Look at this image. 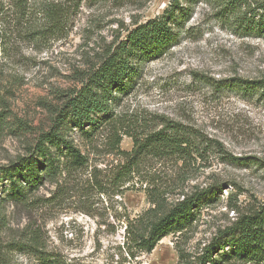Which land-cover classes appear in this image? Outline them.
I'll use <instances>...</instances> for the list:
<instances>
[{"label":"rangeland","instance_id":"1","mask_svg":"<svg viewBox=\"0 0 264 264\" xmlns=\"http://www.w3.org/2000/svg\"><path fill=\"white\" fill-rule=\"evenodd\" d=\"M171 1L30 0L18 21L11 1L0 0V168L28 156L82 73L134 22L161 14ZM47 2L63 4L68 13L58 29L45 26L39 7ZM190 8L178 43L145 62L136 84L120 96L115 128L106 124L89 140L77 129L69 132L86 164L44 180L25 203L5 204L2 241L31 233L67 263L126 264L124 229L150 207L151 190H160L167 208L183 194L212 187L214 198L198 208L189 227L133 260L180 264L178 249L193 261L240 214L264 203V92L235 84L238 78L264 80V27L235 28L217 14L214 0H197ZM166 122L191 134L190 156L138 158L137 171L118 180L123 152L134 148V138ZM0 180L1 195L9 183ZM13 254L18 264H37L27 252Z\"/></svg>","mask_w":264,"mask_h":264},{"label":"trees","instance_id":"2","mask_svg":"<svg viewBox=\"0 0 264 264\" xmlns=\"http://www.w3.org/2000/svg\"><path fill=\"white\" fill-rule=\"evenodd\" d=\"M10 1L15 19H23L30 0ZM195 1L172 0L161 14L144 22H134L98 63L82 73L80 85L67 92L62 104L55 109L52 125L47 131L41 132L28 156L0 168V179L9 183L0 195V230L7 222L4 210L6 203H25L44 180L56 179L68 170L86 164L87 157L81 153L69 132L77 129L82 138L89 140L106 124L114 123L115 128L114 107L118 105L120 96L136 84L145 62L161 57L178 43L183 25L191 15L190 4ZM214 1L217 14L231 21L235 28L264 27V15H260L257 10L264 13V0ZM62 6L53 2L40 5L46 27L58 29L64 24L68 13ZM237 82L235 84L238 86H254L264 92L262 79L244 80L242 83V79L238 78ZM1 122L2 118L0 125ZM114 135L118 136L117 131H114ZM194 142L191 134L179 124L166 122L162 128L147 133L143 138H134V148L123 152L126 159L119 166L116 177L124 180L135 173L140 164L138 158L157 156L187 159ZM214 195L212 187L194 190L183 194L181 199L166 208L160 190H151L148 196L150 207L128 220L124 229V253L130 259L126 264H136L133 260L142 253L151 252L162 237L189 227L196 219L198 208L208 203L207 199H213ZM25 237L18 242H4L0 236V264H18L14 250L29 253L37 264H72L47 252L36 235L30 233ZM232 259L264 264V203L249 213L240 214L193 261L186 259L183 250L178 249L180 264H223Z\"/></svg>","mask_w":264,"mask_h":264}]
</instances>
